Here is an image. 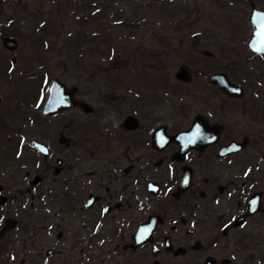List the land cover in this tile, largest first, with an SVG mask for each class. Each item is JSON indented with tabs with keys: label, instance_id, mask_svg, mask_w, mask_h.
Returning a JSON list of instances; mask_svg holds the SVG:
<instances>
[{
	"label": "flooded vegetation",
	"instance_id": "obj_1",
	"mask_svg": "<svg viewBox=\"0 0 264 264\" xmlns=\"http://www.w3.org/2000/svg\"><path fill=\"white\" fill-rule=\"evenodd\" d=\"M249 6L250 36L252 6L264 8L252 2ZM248 51L250 59L264 58ZM202 55L210 58V53ZM190 65L195 72L182 65L173 74L174 88L168 79L160 84L185 94L194 107L199 104L205 110H168L166 120L159 121L155 111L135 108L102 146L104 151L87 147V157L74 156L66 165L63 158L54 160L58 188L54 253L43 248L42 230L31 227L29 215L20 228L9 210L1 211L14 199L0 192V233L11 220L0 234V264H50L53 256L57 257L53 264H264V109L258 105L263 94L254 79L262 72L250 67L249 86H243L226 73L212 72L211 62L197 60ZM193 73L201 81L206 76V83L189 91L184 87L191 84ZM215 74L226 75L243 94L229 96L211 84L209 77ZM159 87L150 85L154 95L141 96L137 104L153 103L154 97L158 102L156 90H165ZM245 91L250 94L247 100ZM232 105L240 106V116L252 122L244 135H239L243 128L224 121ZM25 117L16 134V147H23L28 133ZM30 141L29 147L37 153ZM58 144L68 147L72 143L61 137ZM40 157L47 161L50 155ZM35 176L39 175L31 181ZM39 178L36 185L31 181L22 185L17 200L41 184Z\"/></svg>",
	"mask_w": 264,
	"mask_h": 264
},
{
	"label": "rangeland",
	"instance_id": "obj_2",
	"mask_svg": "<svg viewBox=\"0 0 264 264\" xmlns=\"http://www.w3.org/2000/svg\"><path fill=\"white\" fill-rule=\"evenodd\" d=\"M251 2L264 8V0H0V192L14 199L1 211L9 210L20 228L29 215L31 227L42 230L43 248L54 253L58 231L54 228L58 191L54 160L63 158L66 165L74 156L87 157V147L104 151L102 146L135 108L155 111L159 121L166 120L168 110H205L199 104L194 107L185 94L160 84L168 79L170 87L175 86L172 77L182 65L195 72L191 61L211 62L212 72L226 73L243 86H249L250 67L255 73L262 72L254 79L263 94L258 105L264 109V58L250 59L246 47ZM3 37L15 39L14 51L3 47ZM204 52L210 53L209 59ZM193 75L191 84L184 87L189 91L206 83V76L201 81ZM54 79L72 91L75 103L86 104L93 112L84 113L77 105L42 116ZM150 85L165 87L156 90L158 102L154 97L153 103L137 104L141 96L154 95ZM245 93L247 100L250 94ZM239 107L232 105L224 121L243 128L239 135H244L252 122L240 116ZM23 114L28 133L22 139L23 147H16ZM61 137L72 144L60 146ZM30 139L49 146L47 161L29 147ZM23 161L24 167L20 165ZM34 175L42 178L41 184L17 200V190ZM56 259L53 256L49 263Z\"/></svg>",
	"mask_w": 264,
	"mask_h": 264
},
{
	"label": "water",
	"instance_id": "obj_3",
	"mask_svg": "<svg viewBox=\"0 0 264 264\" xmlns=\"http://www.w3.org/2000/svg\"><path fill=\"white\" fill-rule=\"evenodd\" d=\"M252 11L249 16V23L251 26V33L247 40L248 49L255 55H259L264 57V51H256L254 50V45L258 47L256 44V33L260 29L261 23H264V10L256 9L252 6ZM3 47L8 51H14L17 47V43L13 37H3L1 39ZM12 63H14V59H12ZM184 80V79H183ZM209 82L216 87H218L221 91L226 93L229 96L239 97L243 94L242 89L239 86L233 85L230 83L224 74H215L209 77ZM1 101V98H0ZM77 106V103H74L72 100V91H67L61 82L54 79L50 82V85L47 89V96L42 108L43 115L53 116L61 111L68 110ZM83 111L88 113L91 111V108L86 104H80ZM30 146L37 151V153L42 156L44 159L48 158L50 155L49 148L35 140L31 139ZM232 146L227 147L226 149H230ZM40 182L39 176H35L33 181H31V185H36ZM11 223V220L6 221V225L3 228V231L0 233L1 235L7 229V224ZM49 254V252H47Z\"/></svg>",
	"mask_w": 264,
	"mask_h": 264
},
{
	"label": "snow or ice",
	"instance_id": "obj_4",
	"mask_svg": "<svg viewBox=\"0 0 264 264\" xmlns=\"http://www.w3.org/2000/svg\"><path fill=\"white\" fill-rule=\"evenodd\" d=\"M256 37H257L256 44H258L259 46L256 47L254 45V50H256V51H264V23H261L260 29L256 33ZM253 204H255V201H253ZM146 232H147V229L143 230L142 233H141V236L143 237Z\"/></svg>",
	"mask_w": 264,
	"mask_h": 264
},
{
	"label": "trees",
	"instance_id": "obj_5",
	"mask_svg": "<svg viewBox=\"0 0 264 264\" xmlns=\"http://www.w3.org/2000/svg\"><path fill=\"white\" fill-rule=\"evenodd\" d=\"M0 34H1V32H0ZM77 48H78L80 51H81V49H82V47H77ZM80 51H79V52H80ZM79 52H78V53H79ZM83 53H84V52H81L80 55H83ZM153 60H154V59H153Z\"/></svg>",
	"mask_w": 264,
	"mask_h": 264
}]
</instances>
